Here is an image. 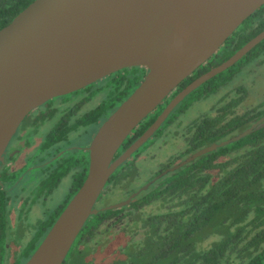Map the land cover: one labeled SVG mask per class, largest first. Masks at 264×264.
Here are the masks:
<instances>
[{"label": "water", "instance_id": "obj_1", "mask_svg": "<svg viewBox=\"0 0 264 264\" xmlns=\"http://www.w3.org/2000/svg\"><path fill=\"white\" fill-rule=\"evenodd\" d=\"M264 0H33L0 29V161L26 115L54 97L71 93L126 67L148 72L110 114L90 145L87 176L26 264H64L113 172L202 84L235 65L264 40V30L230 58L204 72L166 105L128 149L125 139L178 85L206 63ZM264 123L211 143L156 177L235 142ZM264 264V263H263Z\"/></svg>", "mask_w": 264, "mask_h": 264}, {"label": "trees", "instance_id": "obj_2", "mask_svg": "<svg viewBox=\"0 0 264 264\" xmlns=\"http://www.w3.org/2000/svg\"><path fill=\"white\" fill-rule=\"evenodd\" d=\"M32 1L0 0V29ZM263 30L264 4L238 27L216 54L181 82L179 90L230 58ZM263 66L264 40L235 65L191 92L173 113H182L195 100L218 93L223 87H228L229 82L240 73H246L244 79H256L257 70ZM252 67L255 69H251ZM140 71L137 76L141 75L142 79L144 72L141 68ZM133 82L127 80L126 84L117 85L116 89L110 92V98L105 99L102 109L106 111L115 106V99L120 94L126 97L138 83ZM250 91L251 88L246 83L242 84L235 88L236 93L232 98L222 99V103L220 100L221 104L214 107L212 112L203 113L193 119L187 126L188 150L185 153L194 152L238 134L264 116V99L245 112H238V107ZM163 106L149 114L138 125L135 134L128 137L122 148L146 131L156 120ZM172 114L168 120L172 118ZM134 169L133 165L121 167L117 174L111 176L107 191H111L113 184H120L121 189L129 192L135 178ZM76 177V187L79 189L86 174L83 172ZM153 204L157 205L156 210L147 214L139 211L140 207ZM121 213V216L112 221V225L130 215L133 221L129 219L128 223L135 225L139 220L145 229V237L142 240L128 236L132 229L129 226L121 229L116 227L115 231H112L115 240L117 237L121 238L119 242L121 241L122 248L127 251L130 263L263 264L264 123L247 136L207 152L176 171L156 179L131 205L118 209H103L92 215L73 247L77 243V249L82 253L89 250L90 246L91 250L92 247L97 249L96 245L101 242L97 238L103 237L106 230L112 228L110 220ZM102 224L106 225L105 228L100 227ZM211 238L213 240L205 245L204 242ZM3 243L4 240L0 239V248ZM35 243L36 241H31L26 250Z\"/></svg>", "mask_w": 264, "mask_h": 264}, {"label": "flooded vegetation", "instance_id": "obj_3", "mask_svg": "<svg viewBox=\"0 0 264 264\" xmlns=\"http://www.w3.org/2000/svg\"><path fill=\"white\" fill-rule=\"evenodd\" d=\"M136 68L138 69L136 70ZM140 68L142 72L144 70V78L148 72L145 67L134 66L120 69L82 89L49 99L30 111L23 119L5 150L3 160L0 161V239L4 240L0 248V264H8V262H4V258L9 259L11 251L12 253L14 251L13 240H11L12 230L7 222L8 219L18 223V225H23L27 230L32 227L29 234L31 237L32 231H36V235L31 238V241L34 240L37 243L39 241L37 246L44 239V236H46L63 209L77 192L78 189L76 186L78 178L76 175L78 176L84 172L87 176L90 164V151L88 148L95 134L89 141L86 142L85 140L84 143H81L84 135H87V133L94 128H97V132L110 114L132 93V91H134V89H136L143 79L140 78L141 75L137 76L141 73ZM127 80H133V83H138L126 97L120 94L115 99V106L110 110H103L104 102L108 100L112 94H110V92L116 89L117 85L126 84ZM180 84L171 95L164 100V103L157 107V109H159L161 105H164L159 115L171 99L181 90H179ZM176 91L177 93H175ZM198 100L199 99L194 102ZM191 104L185 111H182V113L174 114L173 112L179 106L178 104L160 128L139 149L133 152L111 176L117 174L121 167L126 168L130 165H133L135 168L133 170V176H137L140 171L139 162L141 158L146 157L145 155H149V160L155 158V147L157 146V149L160 148L158 145L159 140H164L165 135H172L173 137L174 134L172 129H176L180 134L182 146L173 145L174 143L168 144L170 146L173 145L175 150L177 146L179 147V151L171 159L187 152L188 124L181 128L182 125L179 119H182L184 113L187 112ZM171 114L172 118L168 120ZM135 129L129 136L133 135ZM78 141L79 143H77ZM124 142L114 158L118 157L133 143L131 142L129 145L122 148L125 144ZM164 143L166 144V142ZM192 153L193 152L187 153L186 157ZM185 158L177 159L175 162L168 164L161 172L181 162ZM160 173H156L154 175L155 177L153 176L154 178L152 177L146 183L148 184L151 182L148 188L158 179L156 176ZM63 185H65L66 192H70L72 195L65 204H61L60 202L55 203L56 197H54V195ZM142 187L133 190L130 194L128 193L125 199L131 194L138 192ZM148 188L142 189L132 198L128 205H131L133 200L142 191ZM51 202L53 207L50 208L48 204ZM37 206H40L41 211L37 213L38 217L34 218L32 215ZM106 206L108 205H103L98 208L102 209ZM143 207L144 206L140 207V212H142ZM121 215L122 213L118 214L114 220ZM29 217L33 218L31 219L32 224H30L32 226L25 224V221L28 223ZM28 245H26V242L21 243L17 247L19 248L16 251L17 255L21 253V250H24V252L28 251L26 250Z\"/></svg>", "mask_w": 264, "mask_h": 264}, {"label": "rangeland", "instance_id": "obj_4", "mask_svg": "<svg viewBox=\"0 0 264 264\" xmlns=\"http://www.w3.org/2000/svg\"><path fill=\"white\" fill-rule=\"evenodd\" d=\"M251 69H255V68L252 67ZM257 74L258 76L256 77V79L254 78L251 81V79L248 77L244 79L245 77L244 75H246V73L244 74L240 73L239 75H236L229 82L228 87H223L222 89H220L218 93L211 94L210 96L208 95L207 97L206 96L202 97L198 101L191 104L187 112L184 113L182 119L181 118L179 119L182 125L181 128H183V126H185L186 124L192 122V120L195 119V117L197 118L198 116H201L203 113L212 112L214 107L220 105L223 102L222 99L225 100L228 98L229 100L230 98H232L236 93L234 92L235 88L245 83L247 84L248 87L251 88V91L250 94L247 93V97L244 99L242 105L238 107V112L243 113L249 107L258 104L262 99H264V66L260 67L257 70ZM220 100H222L221 103ZM96 130L97 128H94L92 129V131H89L87 135H84L81 143H84L85 140L86 142L89 141L91 137H93V135L96 133ZM172 130L174 134L173 137L172 135H165L164 140H159L158 145L160 148L157 149V146L155 147V152H156L155 158L151 157L153 159L150 158L151 160H149L148 157L149 155H145L146 157L141 158V161L139 162L140 171L138 175L135 176L132 183V188L129 189V192L128 191L126 192L125 190L121 189L120 184L119 185L113 184L111 191H107L106 187L109 184L108 182L100 198L97 201L96 207L113 204L115 202H119L125 199L128 193L130 194L133 190L139 189L140 187L145 185L156 173L158 172L160 173L162 169H165L168 164H171L175 162L177 159H182L187 156V153H182L180 154V156L171 159L179 151V147L182 146V143L180 141L181 139L180 134L177 132L176 129H172ZM164 142H166V144ZM77 143H79V141ZM170 143H174L173 145H178L179 147L175 146L176 147L175 150L173 145L172 146L168 145ZM66 191L67 190H65V185H63L54 195V197H56V200L53 201L55 203L60 202L61 204H65L66 201L69 199V197L72 195L70 192L67 193ZM48 205H50V208L53 207L52 202ZM156 206H157L156 204L144 206L143 209L141 208L142 213L145 214L150 213L151 211L156 210ZM40 211H41L40 206H37L32 216H34V218L38 217L37 213H39ZM29 219L27 221L28 223H26L25 221V224L27 225L29 224L28 226H32L30 224H32L31 219L33 218L29 217ZM129 219L133 221V219L130 218L129 215V217L123 218L120 222H118L115 225L111 224L113 223L112 221H114V219H111L112 221L110 220L111 222L109 224H111L112 228H108L106 230V234L103 237L101 236L102 238L100 236L97 238L101 240V242L96 245V247H98L97 249L92 247L91 250V246H90L89 250H85L86 246H84V250L86 252L82 253V251L77 249L79 247L76 246L77 245L76 243V245L72 248L71 253L68 254V257L64 262V264H135L128 262L129 260L126 255L127 251L122 248L121 241L119 242L121 238L117 237V239L115 240L112 236L113 235L112 231L113 230L115 231L114 228L117 227L116 229H121L124 228V226H129L132 227L131 231L128 233V236L130 238L133 237L134 239H138V240L144 239L145 229L142 227V222L139 220L136 222L134 220L136 222L135 225H131L130 223H128ZM7 222L11 226L10 228L12 230L11 240H13L12 243L14 245V251L13 253L11 251V256H9V259L4 258V262L5 263L8 262V264H26L29 258L31 257V255L36 250V249L34 250V248L37 246L39 241L38 243L36 242L34 245H32L28 251L24 252V250H21L20 251L21 253H19L18 255L16 251L19 248L17 247L21 243H25V242L26 245H28L31 241V238L35 237L36 231H32L33 233L31 232L32 236L30 237L29 231L32 230V227H30L29 230H27L26 227H24L23 225H18V223L12 222V220L10 219H8ZM105 226L106 225L102 224L100 227L105 228ZM212 240L213 238L205 241L204 244L206 245L207 243H210Z\"/></svg>", "mask_w": 264, "mask_h": 264}]
</instances>
